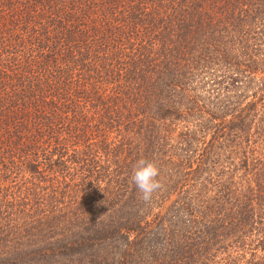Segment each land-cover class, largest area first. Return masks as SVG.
<instances>
[{
	"label": "trees",
	"instance_id": "trees-1",
	"mask_svg": "<svg viewBox=\"0 0 264 264\" xmlns=\"http://www.w3.org/2000/svg\"><path fill=\"white\" fill-rule=\"evenodd\" d=\"M0 264H264V0H0Z\"/></svg>",
	"mask_w": 264,
	"mask_h": 264
},
{
	"label": "clouds",
	"instance_id": "clouds-1",
	"mask_svg": "<svg viewBox=\"0 0 264 264\" xmlns=\"http://www.w3.org/2000/svg\"><path fill=\"white\" fill-rule=\"evenodd\" d=\"M158 176L159 169L152 162L142 159L134 166L131 180L143 201H150L153 193L162 187V184L157 179Z\"/></svg>",
	"mask_w": 264,
	"mask_h": 264
}]
</instances>
